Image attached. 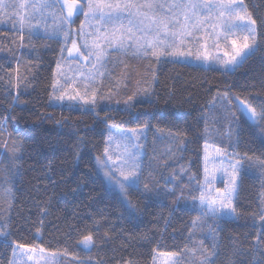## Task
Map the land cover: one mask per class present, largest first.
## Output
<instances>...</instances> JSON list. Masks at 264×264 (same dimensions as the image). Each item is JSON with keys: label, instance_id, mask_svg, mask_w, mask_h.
<instances>
[{"label": "trees", "instance_id": "16d2710c", "mask_svg": "<svg viewBox=\"0 0 264 264\" xmlns=\"http://www.w3.org/2000/svg\"><path fill=\"white\" fill-rule=\"evenodd\" d=\"M244 4L257 21L259 51L232 72L158 61L151 66L156 81L149 99L130 110L52 106L61 41L0 29V176L6 169L11 187L10 200L0 195V230L7 233L0 237V264H10L16 244L62 253L73 264H152L155 253L190 248L212 100L226 93L264 107V0ZM111 124L149 128L142 171L151 191L129 190L134 211L96 170ZM235 126L232 146L248 158L234 200L236 218L216 223L212 262L264 264V123L253 124L239 110ZM155 129L174 136L152 145ZM90 233L94 246L84 249L80 242Z\"/></svg>", "mask_w": 264, "mask_h": 264}, {"label": "rangeland", "instance_id": "374dc122", "mask_svg": "<svg viewBox=\"0 0 264 264\" xmlns=\"http://www.w3.org/2000/svg\"><path fill=\"white\" fill-rule=\"evenodd\" d=\"M136 2H143V0H136ZM4 3L8 7L4 12H0V29H8L26 34H29L31 29L30 35L59 39L62 44V49L71 48V41L75 40L77 46L81 48V51H86V49L83 48L85 40L88 41L89 45L92 44V41H96L100 47L98 49H93V51H104V56L96 67H92V63L95 62V56L85 60L75 52L72 56H69L67 51L61 52L53 72L52 90L49 100L52 106L82 108L93 113H97L101 110H130L134 103L149 99L148 95L151 93L154 82L156 81V69L151 66L162 60L225 71L223 66L212 59V57L215 56H221L225 60L228 58L224 56L223 49L225 45L221 44L220 50H217L213 47V41L203 31L196 34V39L188 37L186 43L181 46V50L190 51L191 55L186 57H171L165 55L157 59L150 55H137L134 49L117 51L114 47L108 46L112 27L101 21H92V27L85 25L84 32L86 35H79L80 23L84 20L83 15H80L78 18L74 17L75 24L72 27V32L67 38L69 42L65 44V37L63 34L51 35L59 25V20L50 14V12L53 11L52 9H42L39 7L41 0H4ZM21 4L24 6L20 7ZM13 13H15V15H13ZM21 21H23V23H21ZM208 23H215V20L213 19ZM207 31L210 33L212 29L208 28ZM257 31L259 40L260 32L258 28ZM88 33H91V35H88ZM205 41H207L206 49L201 46ZM226 46L228 50L231 51L230 41ZM205 50L210 57L207 62L203 61V53ZM198 51L201 54V60L196 59ZM93 92L95 93L94 101ZM77 93H79V95H77ZM62 94L64 96L62 100L55 98ZM70 95L76 98L69 100L68 96ZM130 97L131 99H129ZM85 100L89 102L85 103ZM240 101L239 98L228 96L226 93L217 95L212 100V115L211 119L206 121L205 142L202 148V178L201 183L198 184L199 195L202 186L205 185L206 175L212 182L206 186L205 190L213 196L223 195L229 186L231 165L236 164L238 159L241 160L244 165V160L248 158L239 155L232 146L236 132V111H239L238 109L241 107ZM110 128L113 134L111 140L109 139ZM141 129L144 130L146 135L142 136L140 141H133V143H140L143 147L141 149L130 147V151L143 152L141 158V167L143 170V164H145V159H147V154H149L148 146L150 132L148 127L124 128L112 124L109 125L107 127L102 158L104 157L105 148H107L108 154L113 157L116 164H119L120 160L117 159V157L122 153L124 145L117 135V130L126 134H131V130L140 131ZM170 136L174 135H171L165 130L155 129L152 134L151 140H153V142L151 144L161 143L163 140L170 141ZM217 149L220 150L219 153ZM174 150L175 148L173 147L170 151ZM150 157L151 155L149 158ZM109 163L112 164V161H109ZM96 170L104 180L105 185L116 192L120 197H123L118 188L109 184L104 176L103 170H101L97 163ZM4 172L5 173L0 176V195L5 194L7 197L8 193V200H10L9 195L11 187L7 185L9 182V175L6 174V169ZM226 173L228 174L226 175ZM115 175L118 177L119 173L116 172ZM239 180L240 175L237 178L238 185ZM2 182H4V184ZM236 193L237 190L233 193V206ZM5 201H7V199H5ZM186 201L187 200H184V202ZM199 203L198 197L196 207L199 214L198 217H200ZM261 205L262 213L264 212V193L261 195ZM198 217L195 219V224L192 222L193 227L190 231V248L175 255L155 253L152 264H177V262L178 264H201L205 256H209L214 252V248L212 247L216 244V235L214 232L217 221L221 219H215L211 215L203 216L200 219H197ZM235 218L236 215L234 214L233 219H224L234 220ZM259 221V230L264 229V220L259 218ZM80 246L84 249H88L85 248L81 242ZM13 249H15L16 255L14 256L12 251L10 264H59V262L60 264H73V261H76L62 253L41 251L38 247L17 248L14 246ZM193 251L195 254H193Z\"/></svg>", "mask_w": 264, "mask_h": 264}, {"label": "snow or ice", "instance_id": "6c2138e0", "mask_svg": "<svg viewBox=\"0 0 264 264\" xmlns=\"http://www.w3.org/2000/svg\"><path fill=\"white\" fill-rule=\"evenodd\" d=\"M23 6L20 5V7ZM7 7L4 0H0V12H4ZM39 7L53 10L50 14L59 20V25L51 35L63 34L65 44L69 42L67 38L75 24L74 17L78 18L83 15L84 20L80 23L79 35H86L85 25L92 27V21H101L112 27L108 46L114 47L117 51L134 49L135 54L140 56L150 55L157 59L165 55L186 57L191 55V52L181 50V46L186 43L188 37L196 39V34L203 31L213 41V47L217 50H220L221 44L225 45L224 56L228 58L225 60L221 56H215L212 59L223 66L225 71H234L261 48L257 21L247 10L244 0H143V2H136V0H41ZM213 19L215 23H208ZM208 28L212 29L210 33L207 31ZM29 34H31V29ZM229 41L231 51L226 46ZM71 44V48L62 49V52L67 51L69 56L75 52L85 60L95 56L92 67H96L104 56L103 50L93 51L100 47L96 41H92L89 45L85 40L83 48L86 51H81L75 40H72ZM201 46L206 49L207 41ZM209 58L205 50L203 61L207 62ZM196 59L201 60L199 51ZM55 98L62 100L64 96L62 94ZM75 98L72 95L68 96L69 100ZM94 100L95 93L93 92ZM240 105V112L249 121L257 125L264 123V107L257 110L256 107L243 100L240 101ZM144 127L147 128V125ZM112 135L110 128V140ZM117 135L124 145L122 153L117 157L120 163L116 164L113 157L108 154V149L105 148L104 157H97V164L103 170L109 184L118 188L129 210L134 211V206L127 198L129 190L140 192L141 186L144 192L151 191V189L143 177L141 167L143 152L130 151V147L141 149L143 145L133 143V141H140L141 137L146 134L141 129L140 131L131 130V134L117 130ZM16 150L20 151V148ZM219 151L217 149L218 153ZM109 161H112V164ZM242 168L243 164L239 159L236 164L231 165L229 186L225 193L219 196H213L205 190L206 186L212 182L207 175L205 176V185L202 186L199 195L200 217L197 219L207 215L215 219L234 218L236 208L233 206V193L237 190V178ZM116 172L119 173L118 177L115 175ZM195 199L196 197H193V200ZM260 219L264 220V212L261 213ZM195 223L194 220L193 224ZM0 236L6 237L7 233L0 230ZM81 243L85 248H91L94 246L93 235L90 233L83 236ZM16 247L24 248L25 246L16 244ZM212 247L215 248V245ZM193 254H195L194 251ZM13 255H16L15 249H13ZM214 255L215 253L212 252L211 255L205 256L201 264H213L211 257Z\"/></svg>", "mask_w": 264, "mask_h": 264}]
</instances>
